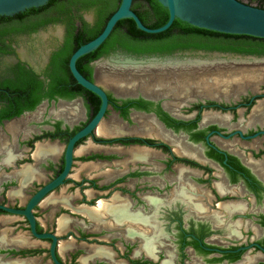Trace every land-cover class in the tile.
Masks as SVG:
<instances>
[{"label": "flooded vegetation", "instance_id": "1", "mask_svg": "<svg viewBox=\"0 0 264 264\" xmlns=\"http://www.w3.org/2000/svg\"><path fill=\"white\" fill-rule=\"evenodd\" d=\"M94 1L0 16V264H264V81L235 98L117 95L102 62L147 55L112 47L75 62L107 97L91 125L101 98L65 46L94 25ZM159 57L264 72V47Z\"/></svg>", "mask_w": 264, "mask_h": 264}, {"label": "water", "instance_id": "2", "mask_svg": "<svg viewBox=\"0 0 264 264\" xmlns=\"http://www.w3.org/2000/svg\"><path fill=\"white\" fill-rule=\"evenodd\" d=\"M49 0H0V16H13L27 9L39 8ZM168 10L167 21L156 28L146 26L132 9L133 0H120L117 9L107 19L102 31L93 39L81 44L69 59V68L75 80L101 98V107L91 125L103 114L107 106L104 90L82 76L75 65L76 60L97 49L110 35L116 23L121 19H132L136 27L149 34H156L168 29L175 19L192 26L225 34L249 35L264 38V8L248 4L241 0H157ZM246 59L223 58H177V57H124L103 61L102 64L112 66L104 71L110 80H114L113 88L117 95L143 97H238L250 89L258 95L259 84L245 86L233 92L225 81L237 82L244 75L253 76L254 70L249 68ZM105 76V75H104ZM235 77V79H229ZM107 79V78H106ZM240 79V80H239ZM248 79V78H247ZM257 79L253 77L252 80ZM217 81H220L218 83ZM260 81H264V78ZM261 83V82H259ZM117 84V85H116ZM233 86V87H232ZM122 89V90H121ZM175 89H180L176 92ZM218 91L211 95L204 90ZM90 125V126H91ZM89 126V128H90ZM89 129L81 132L84 134ZM264 134V131H263ZM77 135V136H79ZM47 189L45 187L37 197Z\"/></svg>", "mask_w": 264, "mask_h": 264}, {"label": "trees", "instance_id": "3", "mask_svg": "<svg viewBox=\"0 0 264 264\" xmlns=\"http://www.w3.org/2000/svg\"><path fill=\"white\" fill-rule=\"evenodd\" d=\"M53 2H56V0H49L45 6L50 5ZM119 2L120 0H105L103 2L95 0L93 4L98 7L94 25L88 27V24L84 23L83 30L80 31V35L77 39V45H66L65 47H70L73 50L96 37L102 31L107 19L117 9ZM141 2H147L149 8L142 6ZM247 3H255V6L263 8L264 0H247ZM132 9L138 15L140 20L146 26L151 28L163 25L169 16L168 10L157 0H133ZM37 10V8L27 9L24 12L18 13L17 16H23ZM73 31L74 25L71 23L69 34L72 36ZM216 35L234 38V41H229V43L218 41L214 38ZM256 40L260 42L264 41V38L210 31L192 26L179 19H175L172 25L165 31L156 34H149L139 30L132 19H121L116 23L106 40L95 51H92L85 56L95 59L104 55L105 52L112 47L123 48L135 56H165L171 55L175 52L197 49L206 51L218 50L225 52L254 53L264 47V45L255 44L254 41ZM20 111L21 108L14 109L11 115H16L20 113Z\"/></svg>", "mask_w": 264, "mask_h": 264}, {"label": "bare ground", "instance_id": "4", "mask_svg": "<svg viewBox=\"0 0 264 264\" xmlns=\"http://www.w3.org/2000/svg\"><path fill=\"white\" fill-rule=\"evenodd\" d=\"M247 77L249 78V80L253 81V80H252L253 77H254L253 74H251V75H247V74H245V78H247ZM256 78H259L258 75H257ZM263 78H264V73H263V76H262L261 78H259V79H255L256 81H253V82L257 85V84L260 82V80L263 79ZM229 79H235V77L232 76V78H229ZM239 80H240V79H239ZM243 80H244V81H243ZM246 80H248V79H246ZM217 82L220 83V81H217ZM244 82L246 83L247 81H245V79H242V80L237 81V82L234 83V82H232V81H228V80H227V81H225L224 83L228 86L229 89H231V88L229 87L230 84H237V85H238L237 87H239V89H241V88L243 87V83H244ZM253 82H252V83H253ZM254 83H253V84H254ZM232 87H233V86H232ZM235 87H236V86H234V87H233L234 89H232V90H233V91H236V90L238 91L239 89H238V88H235ZM121 90H122V89H121ZM179 90H180V89H179ZM204 91H206V93L211 94V95H218V92H217V91H216V93H215V91L210 90V89H209V90H204ZM263 105H264V104H263ZM260 106H261V105H260ZM15 127H17V126L15 125ZM98 131H99V129H98ZM46 147H47V146H46ZM39 148H40V147H39ZM39 148H38V149H39ZM51 149H52V148H51ZM34 154H35V153H34ZM84 167H85V166H84ZM82 169H83V167H82ZM100 202H101V201H100ZM99 204H100V206H101V203H99ZM99 204H98V205H99ZM100 206H99V207H100ZM110 207H111V206H110ZM118 207H119V206H118ZM97 208H98V207H97ZM100 208H101V207H100ZM94 209H95V208H94ZM98 209H99V208H98ZM89 210H90V209H89ZM95 211H97V210H95ZM95 211H94V212H95ZM107 211H108V210H107ZM96 215H97V213H96ZM96 215H95V216H96ZM93 216H94V215H93ZM91 217H92V216H91ZM118 219H119V218H118ZM247 264H248V263H247Z\"/></svg>", "mask_w": 264, "mask_h": 264}, {"label": "rangeland", "instance_id": "5", "mask_svg": "<svg viewBox=\"0 0 264 264\" xmlns=\"http://www.w3.org/2000/svg\"><path fill=\"white\" fill-rule=\"evenodd\" d=\"M252 4H255V3H252ZM249 68L253 69V70H254V73H256V74L254 75V77H257V75H258V77L261 78V77L263 76V73H264V72H262V73L259 74V72L257 71V70H259V69H255L256 67L252 66V67H249ZM243 77H244L245 81H247L246 83H249V81H251V80H249L248 77H247L248 80H246L247 78H245V75H244ZM103 78H104V79H106V78H107V79H110V78L107 77L106 75L103 76ZM259 78H257V79H259ZM243 81H244V80H243ZM116 85H117V84H116ZM234 85L236 86L235 88H238V89H239V87H237V86H238L237 84H234ZM244 85H245V86H248V84L246 85L245 82H244L243 86H244ZM242 89H243V88H241V89H239V90H242ZM239 90H238V91H239ZM236 91H237V90H236ZM236 91H233V92H236Z\"/></svg>", "mask_w": 264, "mask_h": 264}]
</instances>
